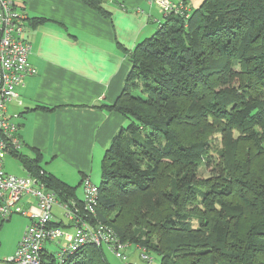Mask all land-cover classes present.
Segmentation results:
<instances>
[{
    "label": "trees",
    "instance_id": "trees-1",
    "mask_svg": "<svg viewBox=\"0 0 264 264\" xmlns=\"http://www.w3.org/2000/svg\"><path fill=\"white\" fill-rule=\"evenodd\" d=\"M105 1L82 0L108 17ZM181 2L186 16L163 18L128 52L120 95L100 107L126 126L104 153L85 220L159 264H264V0ZM12 155L27 174L42 170L40 154ZM44 179L82 213L75 187ZM103 248L85 245L63 264H107Z\"/></svg>",
    "mask_w": 264,
    "mask_h": 264
},
{
    "label": "crops",
    "instance_id": "crops-1",
    "mask_svg": "<svg viewBox=\"0 0 264 264\" xmlns=\"http://www.w3.org/2000/svg\"><path fill=\"white\" fill-rule=\"evenodd\" d=\"M12 1L24 17L27 61L36 70L8 104L10 114H19L18 155L30 161L40 154L39 168L75 187V197L83 200L82 180L100 182L104 153L126 126L121 115L100 107L112 105L120 95L129 71L127 54L154 34L151 26L158 25L161 12L149 0H106L102 7L108 17L82 0ZM8 159L20 163L26 174L15 155L5 157L6 173L11 174L6 167L12 168ZM54 208L66 220L52 209L55 222L73 233L61 208ZM27 225V219L14 216L0 227V264L14 254Z\"/></svg>",
    "mask_w": 264,
    "mask_h": 264
},
{
    "label": "built area",
    "instance_id": "built-area-1",
    "mask_svg": "<svg viewBox=\"0 0 264 264\" xmlns=\"http://www.w3.org/2000/svg\"><path fill=\"white\" fill-rule=\"evenodd\" d=\"M162 18L177 14L186 16L181 0H149ZM25 39L24 17L16 10L12 0H0V227L12 217L28 220L13 255L3 259L7 264H44L43 257L52 254L56 264H63L70 255L85 245L105 247L116 258L125 260L127 247L114 231L98 222H87L85 218L95 217L98 187L88 178L82 180V213L74 204L61 203L57 194L48 187L43 170L36 174L15 176L4 171L6 156L18 153L19 114H10L8 104L17 98L16 89L23 85L27 76L36 75V70L27 61L30 45ZM53 207L61 208L63 215L73 225V233L56 226ZM59 245L58 252L46 250L45 245ZM140 257L146 264H153V258L144 250Z\"/></svg>",
    "mask_w": 264,
    "mask_h": 264
},
{
    "label": "rangeland",
    "instance_id": "rangeland-1",
    "mask_svg": "<svg viewBox=\"0 0 264 264\" xmlns=\"http://www.w3.org/2000/svg\"><path fill=\"white\" fill-rule=\"evenodd\" d=\"M170 2H174L176 0H169ZM192 0H187V6H189V9L190 10H196V8H198L205 0H197V3L196 5H193L191 6V2ZM156 17V16H155ZM159 17V18H158ZM157 18H158V25L156 24H153L151 27L153 29V33L157 30V26H159V23H162L163 22V19L158 16V13H157ZM11 161V165H12V168L9 169L6 167V169L8 170V172H10L11 174H14L15 176H24L23 172H22V168L21 166L19 165L20 163H18L17 161H13L12 159H8V161ZM4 162V161H3ZM201 172V177H207V173L202 170H200ZM96 173V172H95ZM99 173V171H98ZM95 176V175H94ZM99 178H94L92 179V184H96V186L99 184ZM78 193H80V190L78 188ZM56 208H53V213H55L54 216H56L59 220L61 221H66L63 217L62 219L58 216L60 214V211L59 210H55ZM57 213V214H56ZM45 248L46 250H48L49 252H53L56 254V252H58V250L60 249L59 248V245H55V244H47L45 245ZM124 251V255H125V260H121V259H118L116 258L114 255H112L110 252H107L106 248L104 247L103 248V253H104V257L106 259V262L107 264H146L144 262V260L141 259L140 257V251L138 250V248H136L135 245H128L126 247ZM151 256V255H150ZM153 258V264H159V259L158 257L156 258L155 256H152Z\"/></svg>",
    "mask_w": 264,
    "mask_h": 264
}]
</instances>
